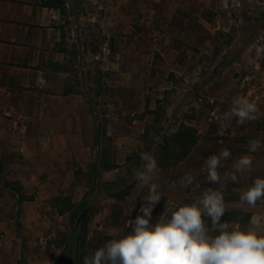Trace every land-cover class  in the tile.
<instances>
[{
  "label": "rangeland",
  "instance_id": "1",
  "mask_svg": "<svg viewBox=\"0 0 264 264\" xmlns=\"http://www.w3.org/2000/svg\"><path fill=\"white\" fill-rule=\"evenodd\" d=\"M53 1L68 18V34L86 45L95 109L107 114L113 123L119 118L124 130L144 128L143 147L128 155L118 175L105 178L98 164L109 168L117 159L115 139L97 137L91 170L85 173L79 168L78 182L62 190L60 200L52 197L56 192L52 196L44 193L40 199L36 193L22 195L14 145L0 147V239L7 238L10 229L12 248L5 255L2 250L0 264H55L66 252L68 238L79 223L82 244L77 264H84V258L107 240L132 232L127 221L143 215L140 209L148 194V188L137 187L133 178V170L141 164V152L156 157L159 176L155 182L162 185L163 196L153 208L151 224L158 222L167 205L193 202V192L199 190L193 188L196 181L213 183L206 181L201 164L179 168L183 149L179 146L170 153L174 135L186 131L197 141L190 120L204 121L210 127L208 98L218 99L223 115L229 97L246 96L240 88L244 75L256 74L254 83L261 89L264 84V0ZM165 79L170 87L154 90L165 86ZM261 102L264 100L258 104ZM151 103L156 107L153 123ZM5 110L15 113L14 109L0 104V116L11 119ZM139 120L142 122L134 123ZM214 123L215 128L220 124ZM122 155L125 161V152L118 153ZM186 173L196 180L188 188H180L178 181ZM173 182L177 183L175 190L167 187ZM82 192L83 199L75 201ZM249 219L247 212L226 211L222 222L246 227Z\"/></svg>",
  "mask_w": 264,
  "mask_h": 264
},
{
  "label": "crops",
  "instance_id": "2",
  "mask_svg": "<svg viewBox=\"0 0 264 264\" xmlns=\"http://www.w3.org/2000/svg\"><path fill=\"white\" fill-rule=\"evenodd\" d=\"M58 5H53L51 0H0V104L10 105L15 112L11 119L0 116V147L14 145L19 165L17 181L23 187L22 195L29 197L36 193L38 199L44 193L52 196L54 192L57 194L52 197L61 198L58 195H62V190L78 182L79 168L85 173L91 170L97 137L115 139L117 159L110 162L109 168L98 164V171L106 178L118 175L128 155L143 147L140 143L145 136L144 128L124 130L120 128L123 124L118 122L119 118L113 123L107 119V114L95 109L97 104L89 78L91 66L86 63L88 55L84 52L86 45L68 34L65 27L68 18ZM164 82L165 86L154 90L170 87V81L165 79ZM103 83L107 84L106 79ZM233 97L227 100L225 111ZM153 105L151 103V123L156 117ZM259 107V119L239 125L234 118L225 136L219 134L221 124L216 125V130L211 119L210 127L204 121L190 120L199 141L192 146L191 154L181 159L179 168L190 165L192 169L201 164L204 174L207 157L227 148L232 156L220 169L222 175L230 169L232 161L248 153L250 140L258 139L264 145V103H259ZM107 120L108 125H104ZM146 121L144 119L143 123ZM137 122L142 121L134 123ZM100 139L98 148L101 150ZM124 152L125 161L123 155L118 156ZM251 156L253 170L239 173L238 183H228L225 201L228 211L247 212L249 224L255 221L264 228V200L258 201L254 208L239 204V192L250 187L257 177H264V147ZM193 165L195 167H191ZM208 187L219 185L196 181L193 188L199 190L195 193L190 190V194L193 192L195 198ZM84 193L76 195L75 201H81ZM10 231H6L5 241L0 239V255L2 250L6 251L5 255L12 249L8 242Z\"/></svg>",
  "mask_w": 264,
  "mask_h": 264
},
{
  "label": "clouds",
  "instance_id": "3",
  "mask_svg": "<svg viewBox=\"0 0 264 264\" xmlns=\"http://www.w3.org/2000/svg\"><path fill=\"white\" fill-rule=\"evenodd\" d=\"M260 114L257 99L234 96L229 109L220 117L219 134H223L234 118L242 125L259 119ZM262 147L260 140H250L248 153L232 161L230 169L222 175L220 169L231 158V151L224 148L219 154L208 156L203 165L206 181L219 187L204 189L191 203L167 205L154 225L150 223L152 211L163 196L162 185L155 182L159 166L154 154L141 152V164L133 170V178L137 187L148 188L140 209L143 215L127 221L126 226L132 227V232L107 240L94 254L84 258V264H264V228L255 221L246 227L222 222L228 211L225 201L228 183H238L239 173L253 170L251 153ZM195 180L194 175L186 173L178 185L186 189ZM167 187L175 190L177 183ZM262 200L264 177H257L250 187L239 192L241 206L254 208Z\"/></svg>",
  "mask_w": 264,
  "mask_h": 264
},
{
  "label": "built area",
  "instance_id": "4",
  "mask_svg": "<svg viewBox=\"0 0 264 264\" xmlns=\"http://www.w3.org/2000/svg\"><path fill=\"white\" fill-rule=\"evenodd\" d=\"M109 52V49L107 48V46L104 47V53ZM257 70L261 69V65L259 63H257V65L255 66ZM256 74H252V73H248L246 75H244L241 78V83H240V88L243 91V93L253 99H257L258 101H263L264 100V84H263V88L261 89V87H258L254 82L256 79ZM200 101H203V98H200ZM209 106H210V112H211V121H215L221 124L220 121V117L222 116L221 112H222V106L220 105L218 99L216 98H208L207 100ZM5 114L8 117H13L14 113H12L10 110H5ZM223 136L226 135V128L223 130Z\"/></svg>",
  "mask_w": 264,
  "mask_h": 264
},
{
  "label": "trees",
  "instance_id": "5",
  "mask_svg": "<svg viewBox=\"0 0 264 264\" xmlns=\"http://www.w3.org/2000/svg\"><path fill=\"white\" fill-rule=\"evenodd\" d=\"M51 1L53 5H56L54 4L53 0ZM174 138H175L174 139L175 145L173 146V149L170 151V153L171 152L175 153L178 147L180 146L183 149V153L181 154V157L184 158L187 155L188 151H190L191 147L194 145L196 140H191V138H189V136L187 135L186 131H181L178 134H175ZM60 199L62 198H59V200ZM81 244H82V232H81V224L79 223L78 226L75 228L74 232L68 238V247L66 249V252L76 257V255H78L81 249Z\"/></svg>",
  "mask_w": 264,
  "mask_h": 264
},
{
  "label": "water",
  "instance_id": "6",
  "mask_svg": "<svg viewBox=\"0 0 264 264\" xmlns=\"http://www.w3.org/2000/svg\"><path fill=\"white\" fill-rule=\"evenodd\" d=\"M55 264H77V260L72 254L64 252Z\"/></svg>",
  "mask_w": 264,
  "mask_h": 264
}]
</instances>
